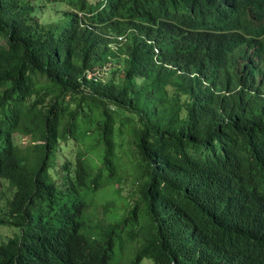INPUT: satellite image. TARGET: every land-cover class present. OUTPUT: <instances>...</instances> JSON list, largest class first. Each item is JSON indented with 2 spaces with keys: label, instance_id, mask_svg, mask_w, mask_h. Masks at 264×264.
<instances>
[{
  "label": "trees",
  "instance_id": "trees-1",
  "mask_svg": "<svg viewBox=\"0 0 264 264\" xmlns=\"http://www.w3.org/2000/svg\"><path fill=\"white\" fill-rule=\"evenodd\" d=\"M5 181L0 264H264V0H0Z\"/></svg>",
  "mask_w": 264,
  "mask_h": 264
},
{
  "label": "rangeland",
  "instance_id": "rangeland-1",
  "mask_svg": "<svg viewBox=\"0 0 264 264\" xmlns=\"http://www.w3.org/2000/svg\"><path fill=\"white\" fill-rule=\"evenodd\" d=\"M88 1L96 2L98 0H88ZM46 9L48 8H45V10ZM106 76L108 77L109 74L105 73L103 75V77ZM15 140L17 141L18 137H15ZM18 141L20 142L21 145H26L28 143L27 137L25 136L21 137V141L20 140ZM62 145L64 148L57 151L58 152V156L56 159L57 163H62L65 156H69V155L72 156L74 153L73 147L67 146L65 143H62ZM124 183L126 187L125 189L123 188L124 189L123 195L128 194L129 196H131L130 192L132 191L133 188L131 187V184L129 183L127 178H125ZM107 187L108 188L106 191V198L108 199L105 198L102 201H99V199H95L94 201H92L91 207L94 208L97 206V204L102 205L105 204L106 202H109L110 211L106 214V217L111 215H114L116 217H121L125 210L124 207L127 206V201L125 198L119 199L118 197H116V194L114 193L113 183L107 185ZM12 192H13L12 187L9 186L8 182L5 181L2 184H0V209L3 208L4 206V199L10 197ZM18 231L19 230L14 226H9L4 224L0 225V242L6 240L7 237L14 236ZM136 248H137V243L135 241H125L123 243L122 235H121V238L117 241L115 245L114 251L111 256V260L108 264H130L134 258ZM145 264L148 263L145 262Z\"/></svg>",
  "mask_w": 264,
  "mask_h": 264
}]
</instances>
